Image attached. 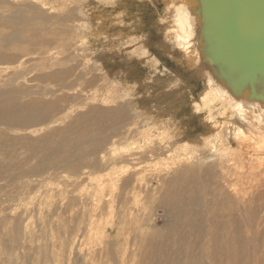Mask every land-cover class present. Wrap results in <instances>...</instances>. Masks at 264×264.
Masks as SVG:
<instances>
[{
	"label": "rangeland",
	"instance_id": "374dc122",
	"mask_svg": "<svg viewBox=\"0 0 264 264\" xmlns=\"http://www.w3.org/2000/svg\"><path fill=\"white\" fill-rule=\"evenodd\" d=\"M93 1L0 0V86L15 68L24 71L12 85L14 96L2 93L0 99V264H264L263 183L248 189L243 176L224 184L221 174L228 167L220 169L216 158L201 166L187 161L184 141L194 143L192 131H200L209 112L201 107L195 114L190 108L204 79L190 80L178 71L177 43L156 21L161 6L127 0L118 9L125 18L123 29L111 31L109 23L101 29L98 20L97 7L106 6L105 0H95L96 8ZM137 2L145 4L142 9ZM116 11L109 3L104 13L113 18ZM45 49L58 55L56 64H50ZM143 51L146 57L140 58ZM175 84L177 96L155 98L177 89ZM149 92L155 100L140 103V97H151ZM28 108L40 119L31 118ZM216 114L220 116L214 109ZM229 142L241 159L258 153L256 145L245 149ZM120 160L125 165L140 162L144 169L133 173L129 164L132 179L123 180L116 165ZM106 171L113 174L114 185L105 180ZM236 185L244 190L242 199L232 193Z\"/></svg>",
	"mask_w": 264,
	"mask_h": 264
},
{
	"label": "bare ground",
	"instance_id": "6f19581e",
	"mask_svg": "<svg viewBox=\"0 0 264 264\" xmlns=\"http://www.w3.org/2000/svg\"><path fill=\"white\" fill-rule=\"evenodd\" d=\"M88 1V0H87ZM131 3L133 4V1L130 0ZM135 1V0H134ZM146 1V0H144ZM142 0V2H144ZM150 1V3H154V5L156 4L157 6H161V11L160 13L157 15L159 16L157 18L156 21H158L159 23L164 24L163 26L166 27L165 30L169 31H165L166 35L168 36L169 34L171 35V38L174 39L173 41H175L177 43L178 49L175 50V53H177L178 57L177 60H174V62L176 63V66L178 67V71H180L182 74L185 73L186 74V78L190 79V80H196L199 77L204 79V89L201 91V93L197 96V98L193 99L191 101V105L190 108L192 110V113H199L200 111L203 110V107L208 108L209 112L207 115L204 116L203 119V123L200 124L201 126L199 127L198 132H195L194 130L191 131L194 132V143H190V142H186L184 141L183 144V149H187L185 153V155H187L188 159L187 161H195L197 162L198 166H201V163H209L207 162V158H211L214 157L217 159V161H215V163L219 166L220 169H222L225 165L226 167H228V172H223V174H221V179L224 182V184H228L233 182L234 180H244V178H242L243 176H245L248 180V182H246L247 188L248 189H254L255 187H259L262 184V188L264 185V178L262 177L264 175V159L262 160V158L264 157V102H260L259 100H254V99H248L245 96H235L231 90L224 84V82L220 81L214 74H212L211 70L209 68H207L206 66H203L201 64V56H200V44H199V39H198V28H199V24H198V18L197 16L191 11L192 8V4L190 3L192 0H148ZM69 2V1H68ZM92 2V1H91ZM39 3V2H38ZM72 3V2H71ZM77 3H79L80 6V1H78ZM95 0L93 1V6L95 7ZM104 3H106L107 5L110 3L112 4V6L114 5L116 7V12L113 15V18H111V12L107 15L106 13H104V11L106 10V6L102 5V4H97L98 5V11H99V17L98 20L99 22H101V29L102 27H106L109 23V27H106L108 30H116V29H123V26L121 25V22L124 21V15L123 12L118 10L119 8H121V6H124L126 4H128L127 0H105ZM146 3V2H145ZM42 4V3H41ZM82 4V3H81ZM91 4V3H90ZM135 4V3H134ZM137 6L140 7V5L144 6L143 4H140V2H137ZM37 5V4H36ZM39 5V4H38ZM44 5V4H43ZM42 5V6H43ZM65 5V4H64ZM136 5V4H135ZM153 5V4H152ZM153 5V6H154ZM87 5H85L84 7L86 8ZM92 6V7H93ZM141 6V7H142ZM65 7V6H64ZM83 7V8H84ZM127 7V6H126ZM131 7V6H130ZM140 7V8H141ZM39 8V7H38ZM66 8V7H65ZM72 8V7H71ZM84 8V9H85ZM96 8V7H95ZM132 8V7H131ZM57 9V8H56ZM94 9V8H93ZM112 9V8H111ZM122 9V8H121ZM139 9V8H138ZM142 9V8H141ZM151 9V8H150ZM89 10V9H88ZM87 10V11H88ZM149 10V9H148ZM97 11V12H98ZM124 11V9H123ZM126 11V10H125ZM145 11V10H144ZM65 12V11H64ZM68 12V11H67ZM85 12V10H84ZM90 12V11H89ZM131 12V11H130ZM72 14V13H71ZM86 14V13H85ZM65 15V14H64ZM68 15V14H67ZM89 15V14H88ZM136 14H133V12H131L129 14L131 20H136L135 16ZM153 15V14H152ZM75 16V15H74ZM98 16V15H97ZM155 16V15H154ZM103 17V18H102ZM80 18V17H79ZM129 18V20H130ZM93 20V19H92ZM95 20V19H94ZM152 20V19H151ZM78 24V23H77ZM93 24V23H91ZM90 24V25H91ZM96 25H98L97 23H95ZM123 24V23H122ZM124 25V24H123ZM94 26V24H93ZM92 26V27H93ZM162 26V27H163ZM157 28V27H156ZM161 28V27H160ZM97 31L99 30L98 28H96ZM100 29V32H102ZM159 29V28H158ZM161 30V29H160ZM81 31V30H80ZM93 31V30H92ZM96 31V32H97ZM124 31V30H123ZM99 32V33H100ZM104 33V32H103ZM79 34V33H78ZM162 34V33H161ZM111 35V34H110ZM107 35H105L106 37ZM113 36V35H112ZM127 36V35H126ZM166 36V37H167ZM82 37V36H81ZM88 37V36H87ZM117 37V36H116ZM128 37V36H127ZM130 38V37H128ZM120 39V38H119ZM123 39V37H122ZM125 39V38H124ZM137 39V38H136ZM145 39V38H144ZM159 39V38H158ZM161 39V38H160ZM77 40V39H76ZM81 40V39H80ZM101 40V39H100ZM130 40V39H129ZM128 40V41H129ZM142 40V38H141ZM84 41V40H83ZM131 41V40H130ZM85 42V41H84ZM139 42V41H138ZM137 42V43H138ZM79 44V43H78ZM136 44V43H135ZM159 44V43H158ZM82 45V44H81ZM134 45V44H133ZM88 46V45H87ZM60 47V46H59ZM159 48V46H157ZM90 48V47H89ZM135 48V47H134ZM164 48V47H163ZM137 49V48H136ZM142 49V48H141ZM131 50V49H130ZM140 50V49H139ZM138 50V51H139ZM44 51H46L49 54V60H50V64L54 65L56 64V62L58 61V55H53L54 51H51L49 49H45ZM60 51V50H59ZM74 51V50H73ZM145 51V49H144ZM144 51L141 53V55H139L140 58L142 57H146V52L144 53ZM147 51V50H146ZM162 51V50H161ZM131 52V51H130ZM134 52V51H133ZM45 53V52H44ZM62 53V52H61ZM129 53V52H128ZM174 53V52H173ZM72 54V53H71ZM133 54V53H131ZM70 55V54H69ZM77 55V54H75ZM130 55V54H129ZM164 56H166L163 53ZM174 55V54H173ZM51 56V57H50ZM86 56V55H85ZM89 56V55H88ZM133 56V55H132ZM137 56V55H136ZM150 56V55H149ZM34 57V56H32ZM77 57V56H76ZM168 57V56H167ZM74 58V57H73ZM152 58V56H151ZM44 59V58H43ZM61 59V58H60ZM64 59V58H63ZM158 59V58H157ZM156 60V59H155ZM154 60V62H155ZM65 61V59H64ZM68 61V60H67ZM150 61V60H149ZM137 62V61H136ZM24 66L23 61L21 60L19 65ZM156 64V63H155ZM154 64V65H155ZM18 65V64H17ZM37 65V64H35ZM143 65V64H142ZM184 65V66H183ZM48 66V65H47ZM21 67V66H20ZM46 67V66H45ZM31 68V67H30ZM50 68V67H49ZM151 68V67H150ZM153 68V67H152ZM25 69V68H24ZM175 69V66H174ZM39 70V68H38ZM26 71V70H25ZM139 71V69H138ZM177 71V70H176ZM43 72V70L41 71ZM174 72V71H173ZM24 73V71L20 68L16 69L13 72V75L10 76L5 82L2 81V85L0 86V99H2V93H6L8 95H12L14 96L15 93V87H13L12 85H15L14 83L20 78V76ZM50 73V72H49ZM137 73V72H136ZM142 73V72H140ZM146 73V72H145ZM40 74V73H39ZM42 74V73H41ZM46 74V73H45ZM149 74V73H148ZM169 74V73H168ZM166 74V76L168 75ZM180 74V73H179ZM178 74V75H179ZM173 75V74H172ZM176 75V74H175ZM170 76V75H169ZM161 77V76H160ZM181 77V76H180ZM184 77V76H183ZM171 78V77H170ZM161 79V78H160ZM159 79V80H160ZM174 79V78H173ZM172 79V80H173ZM177 79V77L175 78V80ZM186 79V80H187ZM138 80V79H137ZM171 80V81H172ZM113 81V80H112ZM165 81V80H164ZM179 81V80H178ZM143 82V80H142ZM151 82V81H150ZM175 82V81H174ZM181 82V79H180ZM188 82V81H187ZM196 82V81H195ZM1 83V82H0ZM139 83V82H138ZM176 83V82H175ZM118 84V83H117ZM137 84V83H136ZM140 84V83H139ZM195 84V83H194ZM193 84V85H194ZM121 85V84H120ZM147 85V84H145ZM161 85V84H160ZM166 85V84H165ZM176 85V84H175ZM179 85V84H177ZM176 85V86H177ZM192 85V86H193ZM196 85V84H195ZM7 86H12L13 88H8L9 90H4L5 87ZM134 86V85H133ZM144 86V85H143ZM153 86V85H151ZM154 87V86H153ZM175 87V86H174ZM3 88V90H2ZM161 88V87H160ZM164 88V87H163ZM169 88V87H168ZM156 89V88H155ZM165 89V88H164ZM116 90V89H114ZM125 90V89H124ZM177 89H168V90H163V92L157 96H155L153 93V95L155 96V98H162V99H171L173 98L174 95L177 96V94H175L177 92ZM183 90V89H182ZM185 90V89H184ZM189 90V88H188ZM109 92V91H108ZM122 92V91H121ZM139 92V91H137ZM156 92V91H155ZM160 92V91H159ZM246 92V90H245ZM150 93V92H149ZM109 94V93H108ZM139 96H141V92L138 93ZM104 95V94H103ZM127 95V94H126ZM144 95V94H142ZM147 95V94H146ZM107 96V95H106ZM117 96V95H116ZM129 96V95H128ZM137 96V95H136ZM145 96V95H144ZM151 96V93H150ZM109 97V96H108ZM123 97V96H122ZM130 97V96H129ZM187 97V96H186ZM13 98V97H12ZM94 98V97H93ZM106 98V97H105ZM104 98V99H105ZM126 98V97H125ZM124 98V99H125ZM135 98V97H134ZM123 99V98H122ZM121 99V100H122ZM175 99V98H174ZM101 100V99H100ZM140 103H146L147 101H154L152 99V96L149 97L145 96L143 98H139L138 99ZM180 100L182 101L183 98H180ZM165 101V100H164ZM185 101V100H183ZM137 102V101H136ZM168 102V100H167ZM179 102V101H178ZM42 103V102H41ZM175 103V102H174ZM157 104V103H156ZM155 104V105H156ZM144 105V104H143ZM171 105V104H170ZM159 106V105H158ZM160 107V106H159ZM170 107V106H169ZM172 107V106H171ZM202 107V110H201ZM40 108V107H39ZM179 108V107H178ZM5 109V108H4ZM137 109V108H136ZM214 109L218 110L219 115L215 116L214 114ZM8 112L11 111V109H7ZM153 110V108H152ZM156 110V109H155ZM28 111L31 113L30 115L32 116L31 118L33 119H40V115L35 111L34 108H28ZM137 111V110H136ZM141 111V110H140ZM139 111V112H140ZM184 111V110H183ZM61 112V111H60ZM176 112V111H175ZM213 112V114H212ZM143 113V111H142ZM145 113V112H144ZM68 114V113H67ZM137 114V113H136ZM176 114V113H175ZM2 115V114H1ZM145 115V114H144ZM143 115V116H144ZM153 116H155L153 114ZM152 116V117H153ZM157 116V115H156ZM163 116V115H162ZM150 117V116H149ZM148 117V118H149ZM158 117V116H157ZM161 117V115H160ZM185 117V116H184ZM138 118V117H137ZM168 118V117H166ZM131 119V118H130ZM147 119V118H146ZM145 119V120H146ZM151 119V118H150ZM136 120V119H135ZM155 120V119H154ZM160 120L157 119V121ZM98 121V120H97ZM100 121V120H99ZM130 121V120H129ZM156 121V120H155ZM165 121V120H164ZM169 121V120H168ZM153 122V121H152ZM162 122V121H161ZM178 122V121H177ZM181 122V121H180ZM201 122V121H200ZM199 122V123H200ZM149 123V122H148ZM155 123V122H153ZM165 123V122H164ZM130 124V123H129ZM179 124V123H178ZM157 125V124H156ZM161 125V124H160ZM168 125V123H167ZM56 126V125H55ZM149 126V125H148ZM163 126V125H162ZM165 126V124H164ZM174 126V125H173ZM158 127H161L158 125ZM122 128V127H121ZM150 128V127H149ZM165 128V127H164ZM167 128V127H166ZM177 128V127H176ZM189 128V126H188ZM135 129V128H134ZM155 130V126L153 128ZM160 129V128H159ZM170 129V128H169ZM152 130V128H151ZM178 130V129H177ZM156 131V130H155ZM182 131L183 136H185L184 134L186 133L184 130H180ZM162 132V131H161ZM169 132V131H168ZM191 132V133H192ZM124 133V132H123ZM153 133V132H152ZM172 133V132H171ZM195 133H199V135H195ZM119 134V133H117ZM162 134V133H160ZM167 134V133H166ZM175 134V133H174ZM163 135H165V133H163ZM171 135V134H168ZM165 136V137H168ZM173 135V134H172ZM191 135V134H190ZM174 136V135H173ZM177 137V134L175 135ZM174 136V137H175ZM181 135H179L180 137ZM124 137V136H123ZM130 137V136H129ZM133 137V136H131ZM157 137V136H156ZM121 138V137H120ZM160 138V137H159ZM158 138V139H159ZM171 138V137H170ZM190 138V137H189ZM188 138V139H189ZM148 139V138H147ZM164 139V138H163ZM166 139V138H165ZM164 139V140H165ZM187 139V140H188ZM230 139H232L233 141H235V145H241L242 147L245 146V149L249 148V145H251L253 147V145H256V149L258 147V153L257 154H250L249 156H244L243 159L239 158V156H237L236 152L234 151V149L229 145L230 144ZM125 140V139H124ZM176 140V139H175ZM178 140V138H177ZM182 140V139H181ZM186 140V139H185ZM130 141V140H129ZM142 141V139H141ZM144 141V139H143ZM154 141V140H153ZM170 141V140H169ZM180 141V140H179ZM126 142V141H125ZM147 142V141H146ZM164 142V141H163ZM173 142V141H172ZM176 142V141H175ZM130 143V142H129ZM154 143V142H153ZM160 143V142H159ZM158 143V144H159ZM123 144V143H122ZM126 144V143H125ZM139 144V143H137ZM146 147V143H144ZM158 144L154 146H158ZM174 144V143H173ZM177 144V143H176ZM136 145V144H135ZM141 145V144H140ZM181 145V144H180ZM139 146V145H136ZM167 146V144H166ZM114 147V146H113ZM112 147V148H113ZM143 147V146H142ZM151 147V146H150ZM153 147V146H152ZM159 147V146H158ZM162 147V145H160V148ZM165 147V145H164ZM168 147V146H167ZM241 147V148H242ZM255 147V146H254ZM119 148V146H118ZM148 148V147H147ZM156 148V147H154ZM169 148V147H168ZM172 148V147H171ZM192 148V150L190 149ZM129 149V148H128ZM127 149V152H128ZM131 149V148H130ZM143 149V148H142ZM166 149V147H165ZM239 149V148H238ZM125 152V149H123ZM135 150V149H134ZM133 150V151H134ZM137 150V149H136ZM140 150V149H139ZM151 150V149H150ZM154 150V149H152ZM157 150V148L155 149ZM164 150V149H163ZM169 150V149H168ZM179 150V149H177ZM115 151V150H114ZM122 151V150H121ZM132 151V152H133ZM166 151V150H164ZM163 151V152H164ZM172 151V150H171ZM176 151V150H174ZM180 151V150H179ZM183 151V150H182ZM252 151V150H251ZM131 152V153H132ZM140 152V151H139ZM145 152V151H144ZM143 152V153H144ZM149 152V149H148ZM159 152V150H158ZM170 152V150H169ZM177 152V151H176ZM191 152H193V155L190 154ZM135 153V152H134ZM137 153V152H136ZM142 153V152H141ZM150 153V152H149ZM168 153V152H167ZM183 153V152H181ZM239 153V152H238ZM256 153V152H255ZM124 154V153H123ZM122 154V155H123ZM130 154V152L128 153ZM147 153H145L146 155ZM154 154V153H151ZM158 154V153H155ZM163 154V153H162ZM173 154V153H172ZM161 155V154H160ZM166 155V154H165ZM176 155V154H175ZM184 155V154H182ZM247 155V154H246ZM263 157H260L262 156ZM133 155H129L128 159ZM138 156V155H137ZM153 156V155H152ZM159 156V155H158ZM157 156V160H159V157ZM173 156V155H172ZM242 156V155H241ZM136 158V155L133 156ZM132 157V158H133ZM140 157V156H139ZM163 157V156H161ZM179 157V155H178ZM177 157V158H178ZM121 158V157H120ZM152 158V157H151ZM226 158V159H225ZM108 159V157H107ZM110 159L109 158V162L108 165L110 164ZM152 159H155L152 158ZM161 159V158H160ZM165 159V158H164ZM203 159V161H202ZM225 159V160H224ZM240 159V160H239ZM126 160V159H123ZM171 160V159H170ZM207 160V161H206ZM262 160V161H261ZM108 161V160H107ZM128 161V160H127ZM131 161V160H130ZM133 161V160H132ZM128 162V165L123 164V161H118V163L116 164L117 166L119 165V167H117L119 170L121 171L120 173L122 174L120 176L121 179L126 180V179H132V177H130L128 175V167L129 164H132ZM141 161V160H140ZM163 160H161L162 162ZM214 161V160H213ZM145 162V160H144ZM143 162V163H144ZM164 162V161H163ZM120 163H122L123 165H120ZM127 163V162H125ZM146 163V162H145ZM151 163V162H150ZM149 163V165H150ZM159 163V162H158ZM157 163V164H158ZM170 163V162H169ZM202 163V164H203ZM142 164V163H141ZM139 163H134L131 165L130 168H135L136 170L131 171L133 173H138L139 171H141L142 169H144V167ZM156 164V162H155ZM154 164V165H155ZM161 165L163 163H160ZM173 164V163H172ZM214 164V163H213ZM107 165V166H108ZM113 165V164H112ZM115 165V166H116ZM146 165V164H145ZM171 165V164H170ZM148 166V165H147ZM160 166V165H159ZM137 167H139L140 169H138ZM151 167V165H150ZM153 167V166H152ZM158 167V166H157ZM163 167H167V166H163ZM175 167V166H174ZM115 167H112V169ZM160 168V167H159ZM158 168V169H159ZM176 168V167H175ZM194 168V167H193ZM231 174H230V169ZM105 169V168H104ZM151 169V168H150ZM157 169V168H156ZM114 170V169H113ZM138 170V171H137ZM160 170V169H159ZM166 170V169H165ZM109 171V169H108ZM106 171L105 175L106 178L105 180H111L114 179L113 174ZM156 171V170H155ZM162 171V170H160ZM116 172V171H114ZM168 172V171H167ZM219 172V171H218ZM143 173V172H142ZM116 174V173H114ZM130 174V173H129ZM179 174V173H178ZM193 174V173H192ZM211 174V173H210ZM262 174V175H261ZM104 175V176H105ZM133 174L131 173V176ZM136 175V174H135ZM151 175V174H150ZM152 175H155L154 173ZM194 175V174H193ZM196 175V174H195ZM143 176V175H142ZM180 176V175H179ZM185 176V175H184ZM135 177V176H134ZM198 177V175H197ZM219 179V175L217 176ZM118 178V177H117ZM153 178V176H152ZM137 179V178H136ZM135 179V180H136ZM143 178L139 177V181L138 179L136 181H138L139 183H141ZM179 179V178H178ZM184 179V177H183ZM134 180V181H135ZM180 180V179H179ZM246 180V181H247ZM102 181V180H101ZM118 181V180H117ZM120 181V180H119ZM103 182V181H102ZM115 182V181H114ZM244 182V181H243ZM98 183V182H97ZM104 183V182H103ZM107 183V182H106ZM105 183V184H106ZM110 183V182H109ZM111 183L113 184L112 180ZM236 183V182H235ZM241 183V182H240ZM95 184V183H94ZM104 184V185H105ZM111 184V185H112ZM126 184V183H125ZM108 185V184H107ZM114 185V184H113ZM127 185V184H126ZM94 186V185H93ZM90 186V187H93ZM97 186V184L95 185ZM221 186V185H220ZM224 186V185H223ZM103 187V186H102ZM119 187V186H118ZM122 187H124V185H122ZM121 187V188H122ZM132 187L135 188V184H132ZM226 187V185H225ZM245 187V186H244ZM107 189H104L105 191L108 190V186L106 187ZM119 188V189H121ZM131 188V189H133ZM234 188V187H233ZM102 189V188H101ZM126 189L128 190L129 188L126 187ZM227 189V188H226ZM246 189V188H244ZM261 189V188H259ZM124 190V189H122ZM99 191V190H98ZM101 191V190H100ZM99 191V192H100ZM114 188L110 189V195H112V197H114ZM121 191V190H120ZM125 191V190H124ZM123 191V192H124ZM244 190L242 188H234L232 190V193L235 194V198L238 200V197L240 196L241 199L243 198V195L241 194ZM108 192V191H107ZM126 192V191H125ZM255 192V191H254ZM259 192V191H258ZM92 193V192H91ZM94 193V192H93ZM252 193V191H251ZM88 194H90V192H88ZM86 197H87V195ZM104 194V193H103ZM119 194V193H118ZM91 195V194H90ZM102 195V193H101ZM106 195V194H104ZM250 195V194H249ZM107 196V195H106ZM233 196V195H232ZM248 196V194H247ZM251 196V195H250ZM254 195H252L253 198ZM94 197V196H93ZM89 198V197H88ZM102 198V197H101ZM214 198V197H213ZM103 199V198H102ZM101 199V200H102ZM109 199V198H108ZM112 199V198H111ZM239 199V200H241ZM92 201H94L95 199H91ZM98 200V199H97ZM100 201V200H99ZM103 201V200H102ZM106 201V200H105ZM109 200H107L106 202H108ZM247 201V200H246ZM253 202V199L251 200ZM95 202V201H94ZM83 203V202H82ZM103 203V202H102ZM115 203V202H114ZM112 202V204H114ZM86 204V203H85ZM93 204V203H92ZM94 205V204H93ZM109 205V203L107 204ZM98 206V205H97ZM102 206V205H101ZM105 206V204L103 205V207ZM110 206H112L110 204ZM92 207V205H91ZM89 208V207H88ZM105 208V207H104ZM127 210V209H125ZM148 210V209H147ZM82 211V210H81ZM99 211V210H98ZM104 211V210H103ZM116 211V209H115ZM92 212V211H91ZM76 213V212H75ZM94 213V212H92ZM112 213V211H111ZM119 213V212H118ZM133 213V212H132ZM84 214V213H83ZM95 215H97L95 213ZM136 215V214H134ZM98 216V215H97ZM134 218V217H133ZM146 218V217H145ZM136 219V218H135ZM139 219V218H138ZM119 220V219H118ZM125 220V219H124ZM152 220V218H151ZM91 221V220H90ZM88 220V222H90ZM141 221V219H140ZM104 222V221H103ZM131 222V221H130ZM147 222V221H146ZM101 223V222H100ZM111 223V222H109ZM87 224V223H86ZM92 224V223H91ZM104 224V223H103ZM131 224V223H129ZM81 225V224H80ZM90 225V224H89ZM105 225V224H104ZM150 225V224H149ZM91 226V225H90ZM89 226V227H90ZM95 226V224L93 225ZM100 226V225H98ZM97 226V227H98ZM110 226V225H109ZM135 226V225H134ZM88 227V226H87ZM95 228V227H93ZM118 228V226H117ZM89 229V228H88ZM101 229V228H100ZM90 230V229H89ZM96 230V229H95ZM111 230V229H110ZM98 231V230H97ZM108 231V230H107ZM130 231V230H129ZM89 232V231H88ZM94 232V231H93ZM87 233V231H86ZM106 233V232H105ZM100 234V233H99ZM94 236H96V234H94ZM117 236V234L115 235V237ZM89 237V236H87ZM97 238H100L97 236ZM96 238V239H97ZM89 239V238H88ZM106 239V238H104ZM103 237H101L100 241L103 244L104 248H107L106 244V240L104 241ZM92 241V240H91ZM121 242V241H120ZM105 255H106V250L104 251ZM103 252V253H104ZM110 252V251H109ZM122 252V251H121ZM120 252V253H121ZM142 252V251H141ZM109 254V253H108ZM111 254V253H110ZM80 255V254H79ZM84 255V254H83ZM113 255V254H112ZM102 256V255H101ZM110 257V256H109ZM117 257V256H116ZM115 257V259H116ZM122 258V255L120 256ZM126 257V256H124ZM114 258V257H113ZM118 258V257H117ZM119 261V260H118ZM106 262H109L108 260ZM103 264V263H102Z\"/></svg>",
	"mask_w": 264,
	"mask_h": 264
},
{
	"label": "water",
	"instance_id": "95a60500",
	"mask_svg": "<svg viewBox=\"0 0 264 264\" xmlns=\"http://www.w3.org/2000/svg\"><path fill=\"white\" fill-rule=\"evenodd\" d=\"M190 3L198 18L201 64L235 96L264 102V0Z\"/></svg>",
	"mask_w": 264,
	"mask_h": 264
}]
</instances>
